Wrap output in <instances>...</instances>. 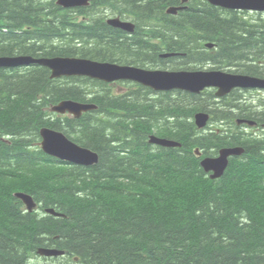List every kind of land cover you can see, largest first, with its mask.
<instances>
[{
  "label": "trees",
  "instance_id": "trees-1",
  "mask_svg": "<svg viewBox=\"0 0 264 264\" xmlns=\"http://www.w3.org/2000/svg\"><path fill=\"white\" fill-rule=\"evenodd\" d=\"M116 1L138 22L134 34L93 15L107 0L76 9L55 0H0V56H80L157 68L180 59L264 76L257 65H264V17L251 23L207 0H190L178 16L166 15L165 5L181 0ZM204 42L218 50L205 49ZM173 52L185 56L160 57ZM97 85L107 87L85 78L54 80L37 65L0 68V263L33 264L31 256L42 247L65 251L62 260L69 264H264V142L223 130L204 134L193 121L196 112L208 111L213 121L234 124L250 114V106L237 103L240 92L219 102L214 91L150 100L153 91L141 86L114 97ZM64 99L99 108L79 120L53 119L50 106ZM42 127L63 131L97 152L99 162L66 166L31 151ZM150 134L182 147L154 146ZM229 145L246 152L213 181L194 148L206 153ZM16 192L33 195L42 210L53 208L61 217L25 212Z\"/></svg>",
  "mask_w": 264,
  "mask_h": 264
},
{
  "label": "water",
  "instance_id": "water-1",
  "mask_svg": "<svg viewBox=\"0 0 264 264\" xmlns=\"http://www.w3.org/2000/svg\"><path fill=\"white\" fill-rule=\"evenodd\" d=\"M187 0H184L186 2ZM213 6L228 10H251L264 11V0H209ZM90 0H57V5L63 8L87 7ZM183 8H171L169 14H177L178 10ZM108 23L124 31L133 33L135 25L130 22H123L120 18L109 20ZM211 48L212 45H209ZM175 54L164 55L170 57ZM39 64L52 70V78L62 76H88L98 80L115 81L120 79L137 81L144 86L153 88L155 91L182 90L190 93L199 94L207 87H216L218 97H224L235 88H264V81L250 76L229 74L221 71H164V70H146L133 66H120L109 62H95L88 59L78 58H42L35 59L30 56H12L0 57V68H13L23 65ZM95 109L94 105L80 104L72 100H66L54 111L61 113L70 112L79 117L82 112ZM210 116L206 112H199L195 115L196 125L204 128ZM51 129L43 128L41 135L43 137V149L52 156L69 160L73 163L92 166L99 162V155L87 148L79 147L72 143L62 133L52 132ZM150 143L165 148L180 147L181 143L170 139H161L156 136H150ZM245 153L242 147L223 148L217 158H206L201 162V166L206 173L212 172L211 179H219L229 167V158L231 156H240ZM33 211L36 203L30 195L24 193L16 194ZM49 213L55 216L54 210ZM38 253L45 257H58L64 255L63 251L56 249L40 248Z\"/></svg>",
  "mask_w": 264,
  "mask_h": 264
},
{
  "label": "rangeland",
  "instance_id": "rangeland-1",
  "mask_svg": "<svg viewBox=\"0 0 264 264\" xmlns=\"http://www.w3.org/2000/svg\"><path fill=\"white\" fill-rule=\"evenodd\" d=\"M111 1H114V0H107V6L106 7L108 8V10L107 9L102 10V8L99 9V7H98V9H96V8L94 9L93 15L94 16H97V17L102 16V17L110 18V17L116 16L115 14L121 13L122 10H123V8H122V2L121 3L120 2L118 3L116 1L117 3H112ZM239 15L241 17H244L248 21L253 22V23H257L258 22V19L260 18V15L258 13H255V12H246L244 14L243 13H239ZM135 23H138V22H135ZM141 24H143V23H141ZM148 27L149 26H145V29H146L145 34H148L147 33V30L149 29ZM147 67H150L151 69H161V68H165L166 67L165 70H172L171 67H177V68L189 67V68H193V70H205V69H210V68H217L218 65H215V64H212V63H209V64L188 63V64L185 65L182 60L178 59L174 63H171L168 66H161L160 68H157V67H154V66H151V65H147ZM223 69L224 70H232V71H235L236 70V67H223ZM84 84H87V82H84ZM82 86H83V84H82ZM127 87H129V86L126 83L125 88L127 89ZM122 88H123V86L119 85V86H115L114 87V90L116 92H118V93H121L122 90H119V89H122ZM165 93H168V92H153L152 94H148V96H149V99L150 100L151 99L152 100H154V99L155 100H158V99L161 98L160 95L161 94H165ZM262 96L264 97V94H262ZM174 97H177V96L174 95ZM257 98L258 97L252 91H250V92H248L247 94L244 95V99H239L237 103H240V104H243V105L245 103V105L247 104L246 106H248V104H249L250 107L252 108V110H256V107H257L256 106V102L259 101V99L257 101H255V99H257ZM220 105L222 106V104H220ZM258 109L264 110V106L261 103H259ZM236 113L237 112H235V114ZM221 123H222L221 121H219V122L217 121V124H215L213 127H219V125ZM242 129L243 130H247L248 132H252V130L251 129H248V128L247 129L242 128ZM258 134L260 136H263L264 135V131L260 130L258 132ZM206 153L211 154L209 151H206ZM212 153H214V152H212ZM32 258H33L32 259L33 260V262H32L33 264H36V263L37 264H41V263L44 264L45 262H47V259L46 258L44 259V258H41V257H39L37 255L36 256L33 255ZM53 259H55V258H53ZM56 263L57 264H69V262L68 261H65V260H59V261H56Z\"/></svg>",
  "mask_w": 264,
  "mask_h": 264
},
{
  "label": "bare ground",
  "instance_id": "bare-ground-1",
  "mask_svg": "<svg viewBox=\"0 0 264 264\" xmlns=\"http://www.w3.org/2000/svg\"><path fill=\"white\" fill-rule=\"evenodd\" d=\"M55 2H57V0H55ZM92 4H93V0H90V4H89V6H87V7H84V8H89V7H91L92 6ZM174 8V7H178V6H168V5H165V14L166 15H170L169 14V11H170V9L171 8ZM96 9H98L97 7H96ZM101 9V8H100ZM104 9H107L108 10V8L106 7V8H102V10H104ZM117 17H120V16H122V15H125V17L126 18H133V17H130V16H127L125 13H118V14H115ZM97 17V16H96ZM101 18H103V20H104V18L105 17H102V16H100ZM83 20V19H82ZM106 22V24H108L109 26H111L109 23H108V21H105ZM136 24V26H137V23H135ZM143 26H145V24L143 25ZM25 30H30L31 28H28V27H26L25 26V28H24ZM164 34V33H163ZM85 39V38H84ZM57 39H54L53 40V42L54 41H56ZM58 42V41H57ZM180 55H184V54H180ZM56 57H58V56H56ZM99 62H102V61H99ZM41 66V65H40ZM12 68H7V70H11ZM237 69V68H236ZM196 71H205V70H196ZM92 80V79H91ZM102 82H103V84H109V83H114V81H106V80H102ZM193 95V94H192ZM259 98H257V99H255V101H257ZM162 103L163 104H165L166 102L165 101H162ZM259 101L258 102H256V111H257V109H258V106H259ZM247 105V104H246ZM50 131H52V132H58V133H64L63 131H60V130H58V129H54V128H51V130ZM65 134V133H64ZM37 256H39V257H41V258H44V257H42L40 254H36ZM64 257H65V253H64V255H63ZM63 257V258H64ZM57 259H61L62 260V257L61 256H58V257H56ZM55 258V259H56ZM33 259V258H32ZM45 259V258H44ZM59 261V260H58ZM37 264V263H36Z\"/></svg>",
  "mask_w": 264,
  "mask_h": 264
},
{
  "label": "flooded vegetation",
  "instance_id": "flooded-vegetation-1",
  "mask_svg": "<svg viewBox=\"0 0 264 264\" xmlns=\"http://www.w3.org/2000/svg\"><path fill=\"white\" fill-rule=\"evenodd\" d=\"M181 5V4H180ZM180 5H178V6H180ZM102 62H105V61H102ZM242 115H244V118H246L247 116H249V114H242ZM257 125L256 126H254V127H252V132H248L247 130H243L242 128L244 127L245 129H247L248 128V125H246V124H244L243 125V127H241L239 130H240V132L242 133V135L244 136V137H246V138H248V137H253V135L254 136H256V137H258V138H261V136L257 133V132H255L256 130H258V131H260L261 130V127L262 126H264V117H261V118H259V119H257ZM225 130H227L228 131V127L225 125Z\"/></svg>",
  "mask_w": 264,
  "mask_h": 264
}]
</instances>
